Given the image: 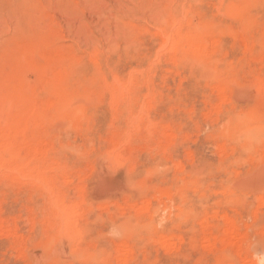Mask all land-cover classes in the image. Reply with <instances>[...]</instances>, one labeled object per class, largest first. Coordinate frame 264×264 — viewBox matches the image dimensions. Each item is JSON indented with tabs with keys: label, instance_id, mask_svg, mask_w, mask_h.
Wrapping results in <instances>:
<instances>
[{
	"label": "rangeland",
	"instance_id": "rangeland-1",
	"mask_svg": "<svg viewBox=\"0 0 264 264\" xmlns=\"http://www.w3.org/2000/svg\"><path fill=\"white\" fill-rule=\"evenodd\" d=\"M0 264H264V0H0Z\"/></svg>",
	"mask_w": 264,
	"mask_h": 264
},
{
	"label": "bare ground",
	"instance_id": "bare-ground-1",
	"mask_svg": "<svg viewBox=\"0 0 264 264\" xmlns=\"http://www.w3.org/2000/svg\"><path fill=\"white\" fill-rule=\"evenodd\" d=\"M166 39H167V38H166ZM168 41H169V40H168ZM18 93H19V92H18ZM20 95H22V94H20ZM18 109H19V108H18ZM31 110H32V109H31ZM17 111H18V110H17ZM17 111H16V112H17ZM19 111H20V110H19ZM29 111H30V110H29ZM29 111H28V112H29ZM32 111H33V110H32ZM34 113H35V112H34ZM28 114H29V113H28ZM28 116H29V115H28ZM28 116H26V117H28ZM28 121H29V120H28ZM19 123H20V122H19ZM14 124H16V123H14ZM24 125H26V124L24 123ZM21 126H22V125H21ZM18 127H19V126H18ZM19 128H21V127H19ZM21 129H22V128H21ZM9 132H10V131H9ZM17 134H18V133H17ZM8 135L10 136V134H8ZM12 136H13V134H12ZM73 217H74V216H73ZM62 218H63V220H64V221H62V223L65 222V224H68V222L72 219V218H71V215H70L69 213H67L66 211H63V212H62ZM74 218H75V217H74ZM74 218H73V219H74ZM71 223H72V222H71ZM63 226H64V225H63ZM67 228H68V227H67ZM67 228L65 229V231H67ZM232 228H233V227H232ZM232 231H233V230H232ZM120 248L122 249V247H120ZM123 248H124V247H123ZM121 249H119V251H120ZM122 250H123V249H122ZM119 251H118V252H119ZM124 252H125V251H124ZM126 252H127V251H126ZM126 252H125V253H126ZM126 254H127V253H126Z\"/></svg>",
	"mask_w": 264,
	"mask_h": 264
}]
</instances>
